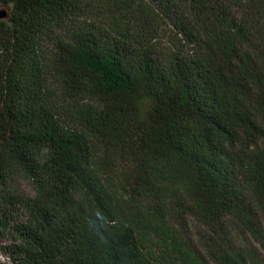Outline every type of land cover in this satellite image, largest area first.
<instances>
[{"label": "trees", "instance_id": "obj_1", "mask_svg": "<svg viewBox=\"0 0 264 264\" xmlns=\"http://www.w3.org/2000/svg\"><path fill=\"white\" fill-rule=\"evenodd\" d=\"M1 11L0 264H263L264 0Z\"/></svg>", "mask_w": 264, "mask_h": 264}, {"label": "rangeland", "instance_id": "obj_2", "mask_svg": "<svg viewBox=\"0 0 264 264\" xmlns=\"http://www.w3.org/2000/svg\"><path fill=\"white\" fill-rule=\"evenodd\" d=\"M3 9L7 11L6 8ZM226 225L235 240V245L256 249L259 252L264 264V252L260 249L259 245L253 240L250 234L234 221L229 220L226 222Z\"/></svg>", "mask_w": 264, "mask_h": 264}, {"label": "water", "instance_id": "obj_3", "mask_svg": "<svg viewBox=\"0 0 264 264\" xmlns=\"http://www.w3.org/2000/svg\"><path fill=\"white\" fill-rule=\"evenodd\" d=\"M5 17V14L3 11L0 12V19L4 18Z\"/></svg>", "mask_w": 264, "mask_h": 264}]
</instances>
